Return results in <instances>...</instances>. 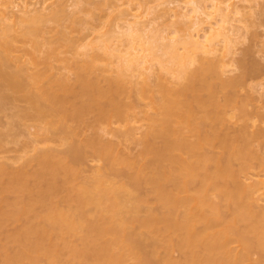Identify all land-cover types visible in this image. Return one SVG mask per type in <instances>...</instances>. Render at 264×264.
Here are the masks:
<instances>
[{"label": "bare ground", "instance_id": "1", "mask_svg": "<svg viewBox=\"0 0 264 264\" xmlns=\"http://www.w3.org/2000/svg\"><path fill=\"white\" fill-rule=\"evenodd\" d=\"M0 1L2 83L25 90L36 117H53L48 125L58 123L66 136L76 137L75 128L83 124L92 133L65 151L40 150L28 160L37 164L33 172L28 163L19 168L0 163L1 264H128V258L130 264H147L145 254L156 257L154 264H241L252 243L264 247V206L255 203L264 179H253L264 177V155L257 148L264 146V95L253 110L252 97L236 99L247 78L261 71L257 63L233 59L240 39L258 40L256 0H159L155 6L172 3L173 29L171 24L156 27L154 18L142 22L140 16L155 6L127 0V6H135L122 8L123 23L114 34L69 42L73 56L87 58L74 62L75 83L62 76L34 90L28 84L38 85L45 71L6 68L16 58L15 33L29 42L25 54L37 64L33 52L43 45L38 40L42 27L54 21L47 16L51 7L45 0ZM73 11H65L68 18ZM54 49L48 54L55 55ZM233 64L240 72L223 76ZM101 65L100 72L109 71V77H91ZM131 92L135 101H126ZM140 102L146 109H140ZM141 113L145 128L138 131L133 123ZM237 117L243 121L238 128L226 127L228 118ZM105 135L116 139L104 140ZM120 140L133 142L137 152L122 153ZM89 155L103 166L91 179L77 181ZM140 187L153 194L157 211L147 208L140 214L146 202L137 195ZM20 220V229L4 231ZM142 231L153 239L148 253ZM234 238L244 253L230 251L228 242ZM161 245L164 254L158 258L154 249ZM175 249L180 258L173 257Z\"/></svg>", "mask_w": 264, "mask_h": 264}, {"label": "rangeland", "instance_id": "2", "mask_svg": "<svg viewBox=\"0 0 264 264\" xmlns=\"http://www.w3.org/2000/svg\"><path fill=\"white\" fill-rule=\"evenodd\" d=\"M14 1L16 2V0H14ZM27 1L30 3H33V2L34 3L35 2L40 3L43 0H27ZM139 1H141V4H143V5L153 6L154 4L156 5L157 3H159L161 0L160 1L159 0H156V1L153 0V2L151 0H139ZM256 1L258 2L259 5L257 4L256 6H254V8H255L254 10L256 12L255 13L256 14V26L253 29H255V31L257 32L259 41L257 40V42H254L255 43L254 44L253 41H251L247 38L242 39V40L240 39L239 43H237V45L235 47V53L233 55V59L244 58L243 60L246 63L248 62L249 65L257 63L256 65L259 66V69L261 71V74L259 72L257 74V77L254 76L253 78H250V79L247 78V81H245V86L239 88V91L237 93L238 97L236 96L237 97L236 99L238 101L247 97V96L252 97V101H250L251 106L249 107L251 110L255 109L253 107L256 106L257 104L259 105L258 100L260 99V95L261 94L264 95L262 92L264 90V87L263 88L260 87V84L264 85V50L261 47L262 43L264 42V8L261 9L262 6L264 5V0H256ZM17 2L20 3V2H22V0H17ZM45 2H46V4L50 5L51 10H52L50 13L46 11V13H49L47 16L49 18H52V20H54V21L52 22L50 20L51 23L48 22L47 26L42 27L43 32L40 34V36H38V40H40L41 44H43V45L41 46V50L39 52L38 51L33 52L34 54L35 53L37 54V56L35 54L36 57H34V58H36L37 64L31 62L30 56L25 54L26 53L25 50L27 48L30 50V48H31V47L30 48L28 47L29 42L26 43L24 41V38H22L21 35H16L17 33H15V37H16L15 42L16 43H14V45H15L14 51L15 52H13V55L16 56V58L18 57V59L12 58V60H10L11 62L8 61V68H6L8 70L14 71L18 68L17 66H19V67H23L25 69H29V70H27V72L29 71L28 73H34L36 71L37 72L38 71H42V72L45 71L46 74L44 73L45 76L42 78L41 81H39L40 83H37L38 85L35 84L34 85L35 87H34L33 83L31 84L29 82L30 84H28V85H29V87L32 85L30 88L33 90H34V88L36 89V87H38L41 84H42V86L48 84L49 80H51V79L55 80V78H58V77L60 78L62 76H67L69 78L70 83H75L74 82L75 81V75H74L75 69L73 67L74 62H76L77 60L83 61L84 59H87V58L85 56L83 57L80 55L73 56L74 51L70 50V49H72V48H69V47H71L70 43L72 41L76 42L75 44H77L79 42L83 43L84 41H94L95 38H97L99 36H101L102 38H105V36H107V35L114 34L113 31H116V29H117L116 25L118 26V24H119L122 26V23H123L122 18L123 17L121 16V14L124 12V10L126 11V9H131L133 7V5L135 6L134 3H132V5H130L131 7L127 6V0H113V1L112 0H69V1L68 0H45ZM114 2L119 3L122 7L120 6L119 7L120 9L119 8L113 9L111 4H113ZM237 2H239V1H237ZM71 3L75 4L74 7L76 9L74 7H72V5H70ZM241 3L243 4L244 2H241ZM245 3L248 4V2H245ZM61 4H62V6H61ZM171 4L172 3H170L169 5L168 4L157 5V6L154 5L155 11H152V13H150L151 15L147 14V13H146L147 14L146 15L144 13L143 16H140V17H142L141 18L142 22L149 21V20L154 18L157 21V23H156V21H154L156 23L155 26L158 28L164 27L166 24H168V26L171 24L170 28H172V27L175 28L176 24L172 23L173 22L172 20H175V19L170 17V13L172 11L171 10L169 11V9L172 7ZM67 5H69V7H67ZM50 7H49V9H50ZM60 7H64V11H62V13L56 12L57 10L60 9ZM122 8L123 9L125 8V9L123 10ZM177 8L178 9L175 8L173 11L177 12L178 10H180L179 9L180 7L177 6ZM112 9L113 10L116 9V10L112 11ZM70 10H71V12L74 10L73 16L68 18L67 12L69 13ZM75 10H79V11H75ZM122 10H123V12H121ZM165 10H167V12L168 11L169 12L165 13L166 12ZM65 11H67V12L65 13ZM156 16H157V18H155ZM206 26L207 25L204 26L205 29H206ZM242 26H243V24H242ZM10 34L14 35L12 32ZM63 36L66 37V39H68V41H67L68 45L63 40L64 39ZM81 38H84V39L81 40ZM51 48L52 49L55 48L54 49V51L56 50L55 55H54V53L48 54L49 53L48 50H51ZM78 48H80V47H78ZM78 48L76 49V51L77 50L80 51L81 48L80 49H78ZM243 51H244V53L247 52V54L245 55L243 53ZM91 52L102 53L100 50H95V51L93 50ZM248 52H249V54H248ZM46 53H47V55H46ZM46 58H47V60H45ZM65 58H66V60L68 59L67 61H69V62L64 60ZM19 59H21V60H19ZM14 60H16V61L19 60V61L16 62ZM38 61H39V63H38ZM45 61L47 63H45ZM102 67H103V65H101V67L99 69H97L94 73H92L91 77L94 78V77H96V75L99 74L100 76L98 75V77L103 79L104 77H103V75H101L102 73H105L104 75H108V76H105V78L109 77V71L108 72L103 71L102 73L100 72L103 69ZM225 68H226V70H225L224 75H223L225 77L233 76V75L237 74L238 72H240V69H238L235 64L230 65L228 67L226 66ZM46 69L49 71H47ZM110 70H111L110 75L113 76V74H115V73H113L114 71H112V69H110ZM28 81H29L28 79H24V83H28ZM138 81H140V80H138ZM134 82H137V80L132 79L133 84H134ZM102 84L105 85L106 83L104 81H102ZM28 85L26 87H28ZM250 85H251V87H250ZM130 94H132L131 97L129 96V98H127L126 101L127 100L128 101H133V100L135 101L136 95L134 96L133 92H131ZM0 96L5 97V98H3V100H1L2 98L0 97V163H6L9 165L12 164V166L15 168L21 167L23 165V163L24 164L28 163V165L26 166L27 170L33 172V171H36L38 169L37 164L35 161H28V160L32 159L34 156L36 157V155L38 156L40 150L43 151V150H49L50 149L51 151L54 150V151H58V152H59V150H60V152L65 151L68 144L72 143V141L74 143L76 141L83 140L85 137L92 134V133H90L91 130L90 129L87 130V128H85V126L83 124L82 127H84V128H80L81 126H79L76 129L75 128L76 126L74 127L75 131L78 133V135L76 134V137L69 136L68 134H67V136H69V137H67L65 135L64 131L63 132H62V130L59 131L58 126H57L58 123H55L54 126L48 125V123H47V122H49L48 120L51 121L52 120L51 118H53V117L48 116V118L46 117L47 120H46V118L36 117L33 109H31V107H30L31 106L30 103L28 102L27 99H25V90H23V91L22 90H15V89L13 90L9 86L4 85L1 81V79H0ZM73 97H74L73 94L70 95V98H73ZM220 97H221V99L224 98V96L222 94H220ZM123 98L125 100L126 97L124 96ZM73 99H71V100H73ZM73 101H75V99ZM138 105L141 106L140 109H143L145 107L144 102H142V103L140 102V103H138ZM234 105H236V104L234 103ZM145 109H146V107H145ZM149 111H151V110H148V112ZM143 115H144L143 113L139 114V116L137 114V117L139 118V120L137 119V121L133 123V124H136V127L137 126L143 127L142 129L145 128V125H144L145 121L143 119V117H144ZM242 123H243V121L240 120L238 117L234 118V119L228 118V121L226 122V125H227L226 127H229L230 129H232V128L235 129V128H238V126L241 125ZM255 123H256V125L258 124L257 121ZM73 125H75V124H73ZM48 126H50L51 129H48L49 128ZM46 127H48V128L46 129ZM52 127H53V129H52ZM140 127H139L138 131H141ZM59 128H60V126H59ZM60 132H62V134L64 133L65 136H63ZM73 135H75V134H73ZM105 136L104 137L102 136L103 137L102 139L109 140V139L115 138V137H112L111 135H108L110 138L107 136L105 137ZM257 148H259L260 151L262 152V154L264 155V146L260 145V147H257ZM120 149H121L122 153L126 150V152H128L129 154L131 153V155H132V153L135 154L137 152L138 146H136L133 142L131 143L129 141L120 140ZM122 153H120V154H122ZM88 154H90V153H88ZM92 158L93 157L91 155H89L86 158L87 160L81 166L82 172L80 171L79 174H81V175L78 176L77 181H81L83 179H89L90 177L92 178V176L95 173L96 167L97 166H103L102 161L98 160L99 161L98 162L97 160L95 161V159L93 160ZM57 176L55 177V183L57 182L56 184L60 185V183H61L60 179L61 178L59 175H57ZM242 178H243V176H242ZM255 178L264 179L263 176L253 177V179H255ZM251 180H249V182ZM43 182H44V184H43ZM43 182H42V185L45 186L47 184V182H45V180ZM147 192L148 191L145 189V187H142V188L140 187V189L137 192V195L139 197L146 199V202L143 204L144 210L140 214L145 213L147 208L154 209L155 211L158 210V205L153 198V194H150V192H148V193ZM259 192L260 193L258 194V198L260 200L257 199L255 201V203L257 206L262 207V206H264V194H263L264 193V186L261 188V190ZM17 223L16 224L14 223L15 225H13V224L10 226L8 225L7 227L4 228V231L6 230L8 232H11V231L14 232V231H16V229L18 230V228L20 226H22L23 222H21V220H20V222H17ZM142 232L144 234L143 245L145 247V250L148 253V251H150L151 249L154 248L152 246L153 239L150 236H148L150 234L147 235L148 232H146V231H142ZM77 238L71 237V239L73 240L72 242L76 243L78 241ZM230 240L228 242V246L231 249L230 251H232V253H236V254H240V252L244 253V251H243L244 248L243 249L241 248L242 244L240 241H237V239H235V238L232 239L231 241ZM239 242L241 245L239 244ZM160 244H163L161 242V240H160ZM252 244L250 245L249 250H248V253L250 252L251 254L249 253V255H248L249 257H246L245 259H243L241 264H251V263L252 264H264V247H261V246L259 247V246L254 245V244L252 247ZM154 251H157L156 256H158V258H159L160 256H162L164 254V246H162V245L158 246L157 250L154 249ZM172 254H173L174 258H180V253L176 249L174 251H172ZM148 257H151V256H148L145 254V260L147 261V264H150V263L152 264V262L150 260H153V264H154L156 257L155 258L153 257L151 259ZM126 262L128 264H130L131 259L128 258V260H126Z\"/></svg>", "mask_w": 264, "mask_h": 264}]
</instances>
